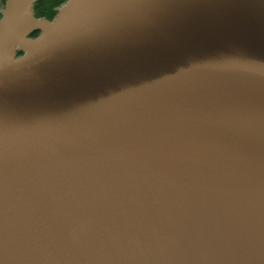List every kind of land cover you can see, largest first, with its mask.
Wrapping results in <instances>:
<instances>
[{"label":"water","instance_id":"1","mask_svg":"<svg viewBox=\"0 0 264 264\" xmlns=\"http://www.w3.org/2000/svg\"><path fill=\"white\" fill-rule=\"evenodd\" d=\"M38 1L0 17V264H264V0Z\"/></svg>","mask_w":264,"mask_h":264},{"label":"trees","instance_id":"2","mask_svg":"<svg viewBox=\"0 0 264 264\" xmlns=\"http://www.w3.org/2000/svg\"><path fill=\"white\" fill-rule=\"evenodd\" d=\"M68 0H39L34 4L35 15L38 17H46L48 19H53L59 9L67 2ZM6 0H0V17L2 15V9L5 6ZM35 33L34 35H37Z\"/></svg>","mask_w":264,"mask_h":264},{"label":"snow or ice","instance_id":"3","mask_svg":"<svg viewBox=\"0 0 264 264\" xmlns=\"http://www.w3.org/2000/svg\"><path fill=\"white\" fill-rule=\"evenodd\" d=\"M81 85H82V83L78 82V83L74 84L73 87H80Z\"/></svg>","mask_w":264,"mask_h":264},{"label":"rangeland","instance_id":"4","mask_svg":"<svg viewBox=\"0 0 264 264\" xmlns=\"http://www.w3.org/2000/svg\"><path fill=\"white\" fill-rule=\"evenodd\" d=\"M3 9H4V7H3ZM3 9H2V12H3Z\"/></svg>","mask_w":264,"mask_h":264}]
</instances>
